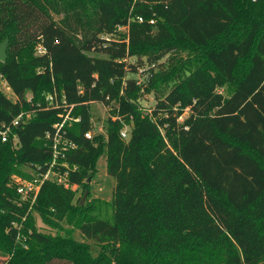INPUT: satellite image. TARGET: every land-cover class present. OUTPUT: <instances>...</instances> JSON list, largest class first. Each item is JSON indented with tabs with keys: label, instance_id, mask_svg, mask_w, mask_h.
<instances>
[{
	"label": "trees",
	"instance_id": "1",
	"mask_svg": "<svg viewBox=\"0 0 264 264\" xmlns=\"http://www.w3.org/2000/svg\"><path fill=\"white\" fill-rule=\"evenodd\" d=\"M6 37L0 126L23 121L0 139L2 264H264V0H0ZM54 93L76 187L21 199L13 176L52 159ZM96 101L114 106L88 138ZM105 148L108 216L77 197Z\"/></svg>",
	"mask_w": 264,
	"mask_h": 264
},
{
	"label": "built area",
	"instance_id": "2",
	"mask_svg": "<svg viewBox=\"0 0 264 264\" xmlns=\"http://www.w3.org/2000/svg\"><path fill=\"white\" fill-rule=\"evenodd\" d=\"M139 20H143L142 17L139 18ZM65 97L59 98L57 93L54 94H48L47 99L52 104V106L61 107L63 105L66 107L65 113H60L62 120L55 123L53 125L55 129L54 137H52V159L48 163V168L45 172H32L31 178H26L20 175H14L13 176V183L17 187V191L20 194L21 199H33L37 197L43 183L47 180L55 181L58 184H62L63 186L67 188H75L76 186L74 184H71L68 181V173H69V164L65 161H60L62 157H65L67 151L74 149L76 147V144L72 141H70L66 135L62 132V129L68 122V120L71 118L70 112L73 108L72 105H68L64 99ZM30 116V114H28ZM72 119V118H71ZM75 120H79V118H75ZM23 121V113L18 115L12 123L9 125L4 124L0 126V139L2 141H7L13 126L21 124ZM130 126H127V128H123L121 131V135L124 138H127L129 136V130ZM47 136L51 138V132L47 133ZM86 136L88 138H92L93 134L90 131L86 133ZM15 144H18V138L15 136L14 138ZM62 167L65 168L64 171H62ZM75 168V167H74ZM41 169V166H38V170Z\"/></svg>",
	"mask_w": 264,
	"mask_h": 264
},
{
	"label": "rangeland",
	"instance_id": "3",
	"mask_svg": "<svg viewBox=\"0 0 264 264\" xmlns=\"http://www.w3.org/2000/svg\"><path fill=\"white\" fill-rule=\"evenodd\" d=\"M124 30L125 29L123 28V31ZM131 60L134 61V58ZM2 89L11 99L15 100V95L13 94L11 88L8 86L7 83L5 82L2 83ZM224 92L225 94H228L227 89L224 90ZM142 103L146 108L153 107V105L155 104L154 96L152 94L145 95V98L142 101ZM113 106H114L113 103L107 106L98 101L92 102L90 104L92 122H93V128L91 132L93 136L98 133H102L103 135L107 134V120L109 117V112L111 111V108ZM186 115L187 113L183 117H185ZM127 126L129 125H126L124 128H127ZM28 170L32 171L29 168ZM90 182H91L90 189H88L89 193L86 196L84 203L81 204L80 202V204L85 205L86 203H91L92 200L97 199L99 203H98V206H96V210H98V212L103 215H107V216L110 215L111 206L109 205L108 201H112L113 189L115 186V178L112 175H110L107 171V149L106 148L102 156L97 161V170L94 176L92 177V180L89 181V183ZM85 191L83 192L82 188H80L77 192V197L79 198V196H81V200H82ZM36 225L43 232H47V233L57 232L56 227L50 224H47L38 215H36ZM62 225L68 229L73 228V225L71 223H68L67 221H63ZM74 235L76 236V238L80 240L85 239L78 229L76 230L74 229ZM92 246L94 250L97 249V246L95 244H93ZM0 264H2L1 259H0Z\"/></svg>",
	"mask_w": 264,
	"mask_h": 264
},
{
	"label": "water",
	"instance_id": "4",
	"mask_svg": "<svg viewBox=\"0 0 264 264\" xmlns=\"http://www.w3.org/2000/svg\"><path fill=\"white\" fill-rule=\"evenodd\" d=\"M8 41H9V39H8V37H6L4 39V41L0 44V60H2V61H5L7 59V56H8L7 55ZM90 180H91V178L88 179V181H90ZM88 193H89V190L87 189L84 193L82 200H81V204L84 203L85 198L88 195Z\"/></svg>",
	"mask_w": 264,
	"mask_h": 264
}]
</instances>
